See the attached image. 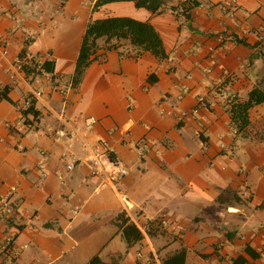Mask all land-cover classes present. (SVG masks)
I'll return each instance as SVG.
<instances>
[{"label": "crops", "instance_id": "crops-1", "mask_svg": "<svg viewBox=\"0 0 264 264\" xmlns=\"http://www.w3.org/2000/svg\"><path fill=\"white\" fill-rule=\"evenodd\" d=\"M164 1L0 0V264H264V103L238 133L222 96L264 83V0ZM109 16L150 21L168 57L100 38L74 85L88 24Z\"/></svg>", "mask_w": 264, "mask_h": 264}, {"label": "trees", "instance_id": "trees-1", "mask_svg": "<svg viewBox=\"0 0 264 264\" xmlns=\"http://www.w3.org/2000/svg\"><path fill=\"white\" fill-rule=\"evenodd\" d=\"M120 1H134L137 7H145L154 13H162L168 9L164 0H96L94 10H98L107 3ZM187 3L191 5V8L199 4L197 0H188L183 2L182 5H186ZM170 9L178 12L179 6H172ZM183 13L185 14V12ZM100 38H105L108 49H114L128 43L137 56H141L145 52H150L160 59L168 57L162 36L150 21H142L130 16H109L92 20L88 24L83 37L76 71L73 77L74 85L80 83L85 70L96 59L95 53L99 48L98 40ZM23 67L26 66L24 65ZM42 70L53 72V63L46 61L42 65ZM29 72H31L30 69ZM1 97L7 96L2 95L0 99ZM262 103H264L263 82L259 83L250 91L248 98L240 99L235 97L231 102H227L233 126L238 133H245L250 125V110ZM25 112H32L36 116L39 115L34 104L31 109ZM126 221L127 219L123 214H120L117 218V223L120 227ZM140 236L139 233L138 237ZM128 243H131V239L128 240Z\"/></svg>", "mask_w": 264, "mask_h": 264}, {"label": "built area", "instance_id": "built-area-1", "mask_svg": "<svg viewBox=\"0 0 264 264\" xmlns=\"http://www.w3.org/2000/svg\"><path fill=\"white\" fill-rule=\"evenodd\" d=\"M5 48L7 47V43L4 44ZM5 52H7L5 50ZM38 94H40V92H38ZM222 96L226 99V102H231V100H233L235 98V96H227V94L223 91L222 92ZM205 103V98L204 97H200L199 98V105L201 106L202 104ZM33 99L29 98L26 103H25V109L29 110L33 107ZM199 108L196 107L194 108L191 112H183L181 117L182 118H186L188 116H192L196 113H198ZM97 123V118L95 117H91L89 120V123L87 124V130L92 131L95 127V124ZM57 135L60 139H67L69 138L67 135V132L63 129H60L57 131ZM113 148L109 145V143L106 140H99L96 142L95 146H94V151L93 154L90 158V162H91V174L93 176H99V175H103L106 176V173L104 172L103 168H102V164H101V159L100 156L105 154V153H109L112 154L113 153ZM63 159L66 161L67 164V168L69 170H73L79 160L78 158L73 155L70 151L65 150L63 152ZM127 173V169L119 164H115L114 167V173L113 176H121V175H125ZM1 206L3 208V210L5 211L6 214L11 215L14 214V207L12 206V204L10 203L9 199H4L1 201Z\"/></svg>", "mask_w": 264, "mask_h": 264}]
</instances>
